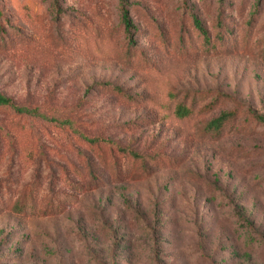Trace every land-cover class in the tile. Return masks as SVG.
Instances as JSON below:
<instances>
[{
  "label": "rangeland",
  "instance_id": "rangeland-1",
  "mask_svg": "<svg viewBox=\"0 0 264 264\" xmlns=\"http://www.w3.org/2000/svg\"><path fill=\"white\" fill-rule=\"evenodd\" d=\"M0 92V264H264V0H0Z\"/></svg>",
  "mask_w": 264,
  "mask_h": 264
},
{
  "label": "trees",
  "instance_id": "trees-1",
  "mask_svg": "<svg viewBox=\"0 0 264 264\" xmlns=\"http://www.w3.org/2000/svg\"><path fill=\"white\" fill-rule=\"evenodd\" d=\"M120 16H121V20L125 28H128V25H129L128 13H127V9L124 6L121 10ZM220 22H221V19L217 18V23L220 24ZM194 24L199 28L200 31L203 32V36L205 37L206 44L210 43L209 35L205 33V30L198 24L195 18H194ZM94 83H97L100 86L110 87V89H112L115 93H118L119 95L127 99L135 98L133 94L127 93L125 90H123L120 85L112 84L108 81H95ZM204 92L205 91L199 90V89L195 90L194 97L192 98L191 96L190 102H187L185 97H182L181 101H178V106L176 107L177 112L179 114H182L180 116H185L189 114L192 110H194L193 108L196 103L195 94L197 93L198 96H201ZM184 95H186V93H184ZM215 103H216V97L214 99H211L203 103L200 106L199 110L205 113L209 111L210 109H212L213 107L212 105ZM0 105H12L13 108L19 112H29L32 110L24 106L15 105V103L10 99L9 96L1 92H0ZM240 109H241L240 106L235 104L230 108H227L222 111H219L218 113L212 114L210 117L204 120H199L198 122L199 132L207 137H212V138L218 137L222 134V131L225 129V125L233 122L239 114L243 115V119H247L249 121H253V122L264 125V113L256 112L254 109H251L249 107H245L242 110ZM78 133L81 135L82 139H85L89 143L101 141V142H104V144H109V147H111L113 143L115 144V141L111 138H107L103 136L97 138V137L87 136L86 134L82 135L81 132H78ZM9 142L12 144L13 140L11 139ZM88 171L92 172V169L89 168ZM30 184L38 185V181H36V179H33ZM68 185L73 188L74 187L76 188L78 183L74 181H69ZM26 195L28 196L26 197ZM33 201H34L33 193H31V191H29L28 189L24 188L21 194V198L19 199V203H18L19 208L21 207L22 211L29 210L32 206ZM56 207L57 205L54 203H51L49 205L50 209H55ZM44 211H45V208H44Z\"/></svg>",
  "mask_w": 264,
  "mask_h": 264
}]
</instances>
